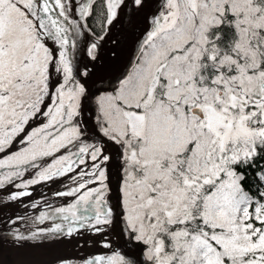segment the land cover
<instances>
[{"label":"snow or ice","instance_id":"obj_1","mask_svg":"<svg viewBox=\"0 0 264 264\" xmlns=\"http://www.w3.org/2000/svg\"><path fill=\"white\" fill-rule=\"evenodd\" d=\"M0 264H264V0H0Z\"/></svg>","mask_w":264,"mask_h":264},{"label":"rangeland","instance_id":"obj_2","mask_svg":"<svg viewBox=\"0 0 264 264\" xmlns=\"http://www.w3.org/2000/svg\"><path fill=\"white\" fill-rule=\"evenodd\" d=\"M119 41H120L121 49H122V62L124 64H127L128 61L132 58L133 51H134V47H133L131 38L128 37L127 35H121V36H119ZM111 47H112V43H111V41H108L106 43L105 49H104L106 54L108 53V49H110ZM93 250L94 249H89V251H93ZM32 258L36 259V260H49V259H51V257L43 254L41 250H37V254ZM15 259H16L15 256H6L5 257L6 261H12Z\"/></svg>","mask_w":264,"mask_h":264}]
</instances>
